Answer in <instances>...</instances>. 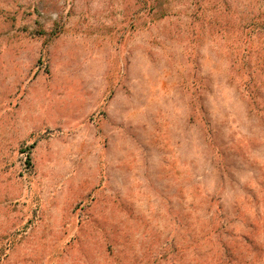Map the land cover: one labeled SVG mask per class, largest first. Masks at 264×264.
<instances>
[{
  "label": "rangeland",
  "instance_id": "rangeland-1",
  "mask_svg": "<svg viewBox=\"0 0 264 264\" xmlns=\"http://www.w3.org/2000/svg\"><path fill=\"white\" fill-rule=\"evenodd\" d=\"M0 264H264V0H0Z\"/></svg>",
  "mask_w": 264,
  "mask_h": 264
},
{
  "label": "trees",
  "instance_id": "trees-1",
  "mask_svg": "<svg viewBox=\"0 0 264 264\" xmlns=\"http://www.w3.org/2000/svg\"><path fill=\"white\" fill-rule=\"evenodd\" d=\"M29 158V157H28ZM28 163H29V161H28Z\"/></svg>",
  "mask_w": 264,
  "mask_h": 264
}]
</instances>
